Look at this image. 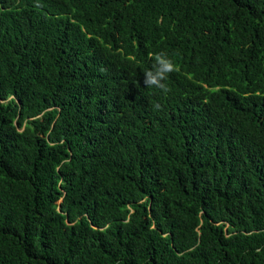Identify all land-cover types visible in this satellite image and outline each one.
<instances>
[{"label": "trees", "instance_id": "obj_1", "mask_svg": "<svg viewBox=\"0 0 264 264\" xmlns=\"http://www.w3.org/2000/svg\"><path fill=\"white\" fill-rule=\"evenodd\" d=\"M0 264H264V0H0Z\"/></svg>", "mask_w": 264, "mask_h": 264}, {"label": "clouds", "instance_id": "obj_2", "mask_svg": "<svg viewBox=\"0 0 264 264\" xmlns=\"http://www.w3.org/2000/svg\"><path fill=\"white\" fill-rule=\"evenodd\" d=\"M151 59V68L144 72V85L150 89H157L167 96L171 91L168 84L169 77L173 73H178L180 68L173 58L164 51L151 54ZM161 107L160 103L153 105L154 110H160Z\"/></svg>", "mask_w": 264, "mask_h": 264}]
</instances>
